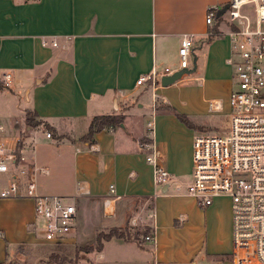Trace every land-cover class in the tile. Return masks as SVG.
I'll use <instances>...</instances> for the list:
<instances>
[{
  "label": "crops",
  "instance_id": "obj_1",
  "mask_svg": "<svg viewBox=\"0 0 264 264\" xmlns=\"http://www.w3.org/2000/svg\"><path fill=\"white\" fill-rule=\"evenodd\" d=\"M229 1L0 0V73L12 74L10 87H0V123L8 121L1 139L11 146L20 136L16 117L29 134L32 128L25 126V112H34L51 133L34 144L25 141L26 134L22 136L26 164L47 171L36 172L37 190L75 201L76 220L70 236L51 244L64 246L67 260L71 248L66 245L82 242L95 218L101 230L127 226L135 231L137 225L155 233L154 244L142 236L140 242L112 237L98 251L72 250L73 260L78 259L70 264H198L196 256L203 249L220 256L221 264H226L227 257L233 264L231 207L223 210L216 198L212 205L198 209L191 196L169 191L170 184L174 189L178 183L173 177L189 173L182 171L184 162L191 161L192 170L193 129L166 107L206 130L197 122L203 112L194 104L188 108L155 104L149 82L136 83L152 70L161 74L165 67L174 66L181 35L193 33L194 71L200 76L196 78H202V85L196 83V87L214 92L202 99L215 105L214 111L209 106L206 111H221L232 90V67L226 62L231 44L227 29L216 19L206 24L205 17L208 8H220ZM184 82L182 76L166 88L158 87L155 95ZM148 94L160 161L171 174L154 199V221L148 218V196L154 190L151 167L139 147L151 118L145 110ZM104 114L123 115L122 126L98 131L92 143L81 140L91 118ZM59 135L69 139L59 140ZM39 145L47 150L41 151ZM5 185L0 182V190ZM110 185L121 197L105 206L104 200L112 196ZM78 186L84 193L74 197ZM175 196L190 201L198 213L184 228L174 224L170 213ZM131 219L137 224L132 226ZM33 220L32 198H0V264L8 258L9 245L16 248L35 242L36 232L28 229Z\"/></svg>",
  "mask_w": 264,
  "mask_h": 264
},
{
  "label": "built area",
  "instance_id": "obj_2",
  "mask_svg": "<svg viewBox=\"0 0 264 264\" xmlns=\"http://www.w3.org/2000/svg\"><path fill=\"white\" fill-rule=\"evenodd\" d=\"M228 3L225 12L230 19L227 35L231 53L226 62L232 67L235 84L228 98L232 111L231 125L226 134L200 132L194 136L191 180L186 185V194L201 207L212 205L220 196L228 198L232 212V263L264 264V113L260 112L264 108V0H230ZM217 9H207L206 24L213 23ZM194 41L193 33H183L179 42L178 66L173 69L165 67L161 74L152 70L137 79L138 85L149 82L154 103L161 76L191 67ZM52 45L56 46L57 42L52 41ZM196 81L202 85V78H196ZM11 82L10 72L0 73V87L8 88ZM214 107L210 102V111H214ZM4 131L0 123V173H9L7 187L0 190V198H32L35 221L29 224L28 229L49 243L65 241L75 224V204L67 203L66 197L60 195L38 192L36 172L47 171L26 164L19 148L20 137L10 146L1 139ZM46 136L51 137L49 131ZM144 137L147 141L139 142V147L151 167L154 190L148 196L151 203L148 218L154 221V199L160 188L168 183L171 174L160 161L153 115L147 121ZM173 187L177 191L181 189L179 183H174ZM109 191L112 196L104 200L105 206L121 197L112 185ZM82 193L84 190L78 186L74 197H80ZM184 219L180 214L178 220ZM36 220H41V223L36 224ZM131 224L134 226L137 221L131 219ZM143 240L154 244V230H149Z\"/></svg>",
  "mask_w": 264,
  "mask_h": 264
},
{
  "label": "rangeland",
  "instance_id": "obj_3",
  "mask_svg": "<svg viewBox=\"0 0 264 264\" xmlns=\"http://www.w3.org/2000/svg\"><path fill=\"white\" fill-rule=\"evenodd\" d=\"M221 6H223V5H221ZM215 19L217 20L220 27H222L224 30L225 29H227V31L229 30L230 19H229L227 12H224L223 15L220 16L219 19L218 18H215ZM178 60H179V58L174 62V66L170 65L168 67L171 69L176 68L178 65ZM190 63H191L190 68H192L193 67L192 56H190ZM196 77H200L199 73L197 71H193L190 74L183 75V78L185 81L184 83H182V84L176 83L172 87H169L168 89H166L164 91L158 90L156 92V96H155V104L167 103V104H170L171 106H174V107H175V105H177V106L179 105L180 107H184V108L185 107L188 108L191 104H194L195 106H198L201 109V112H203V115L200 118V122L197 121L198 123H200L202 126L205 127L206 130L203 132H210V133H214V134H226V133H228V131L230 129V125H231L232 111H231V107H230L229 103L227 104V102H228L227 99L223 103V108L221 111H217V112L206 111L205 108L208 107L209 105H207L206 101H204L202 99L204 97L206 98V97L212 95L214 92L213 91H207L206 89L203 90V89L196 87V83H197ZM159 87L160 88H166V87H162V86H159ZM232 88H235L234 80L232 83ZM162 97H164V101H162ZM147 101H148V103L145 105V110L147 113L146 115H149L151 117L152 112H153V104L151 103V97L149 94L147 97ZM195 101H197L198 104H196ZM155 107H157V106H155ZM260 112L264 113V108L260 109ZM26 117H29V119L31 120V123L35 124V125H33L32 127L28 126V125H26V120L24 121L26 127L32 128L31 131L29 132V134H27V132H25L26 131L25 127L22 126L23 124L21 125V123H22L21 118L16 117V120L20 123V126H18L16 124L17 128H19V130H20V132H19V135H20L19 136L20 137L19 148L20 149H22V146H23L22 136L24 134H26L25 135V141L27 143L34 144L37 140L40 141L42 139H45L46 132L50 131L46 124H43L40 122V120L33 118L32 113L29 112L28 110H26V112H25V118ZM7 122L8 121L6 119H5V121H1V123L3 124L5 129L8 127ZM200 132L201 131L193 130L192 138H194V136ZM186 134L189 135L190 133H186ZM39 149L41 151L47 150V148L43 147L42 145H39ZM181 168H182L183 172H189V173L177 175L176 178L173 177L171 179V180H175L176 182L180 183L183 187V189L181 191H177V190H174L170 184L169 191L175 195H178L180 193H186V191H187L186 185L191 180V173H190L191 161L190 162H184L182 164ZM8 178H9L8 172L7 173H0V182L3 185L6 184L5 188L7 187ZM218 199L220 200L219 206H221V208L223 210L224 209H230L231 205H229L226 197L220 196V197H218ZM65 201L67 203H73V204L75 203L74 199L68 198V197H66ZM197 208L203 209L205 207L197 206ZM95 213L97 215L96 210H95ZM170 213H171V215H173V217H175L174 224L179 225V227H181V228H184L187 225H190V223H193V218L198 217L197 210L191 205V202L186 200V199L179 198L178 196H175L170 201ZM180 214H185L187 216V218L184 219L183 221H179L178 218H179ZM33 221H35V214H34V220ZM97 221L95 218L93 221L90 222L88 228L86 229V231L84 233L85 237H84L82 242L77 241V243H75V244L66 245V246L71 248V251H69L70 252L69 253L70 258L65 260L63 264H70V262L74 261L73 258L71 257V256H73L72 250L80 249V248L87 247V246H94L96 243V236L99 234V232H108L110 229H112V228H110V229L101 230L102 228L100 226H96ZM40 223H41V220H36V224L39 225ZM134 227H136V229L140 230L141 232L143 231V229L141 227H137V225ZM129 230L132 231L131 229H129ZM19 246H21V248H19V249H23L21 251H23L22 253H24V254H21L19 252V249H18ZM52 250H54V246L51 243L44 241L39 235H35V242L32 244L20 243L16 246V248L15 247L13 248L11 245H9V247L7 248L8 258H6L4 263H7L12 259H16L17 260L16 264H50L47 261V256L49 255V253ZM196 257H197L196 259L198 260V264H221L220 263V258H221L220 256L218 257V256H214V255L213 256L208 255L204 249L200 253H198ZM222 257L226 258L227 256H222ZM226 260L227 261H225V263L230 264V262H229L230 257H227Z\"/></svg>",
  "mask_w": 264,
  "mask_h": 264
},
{
  "label": "trees",
  "instance_id": "obj_4",
  "mask_svg": "<svg viewBox=\"0 0 264 264\" xmlns=\"http://www.w3.org/2000/svg\"><path fill=\"white\" fill-rule=\"evenodd\" d=\"M219 18L220 17H218V19ZM166 108L172 111L177 117V119L181 123H183L186 127L196 130V131H201V132L205 131L202 127L197 126L192 121H190L189 118L185 114L178 113L170 107H166ZM28 111L31 112L30 110ZM31 113H32L33 118H35L36 114L34 112H31ZM123 119L124 117L121 114H104V115L93 116L90 120L88 130L81 137V140L87 141L88 143H92L95 133L103 129L122 126ZM25 120H26V125L31 126V127L35 125L31 123V120L29 119V117H26ZM57 139L63 140V139H69V138L64 135H59L57 136ZM141 141H147V138L143 136ZM129 229L130 228L126 226L125 228H112L108 232H99V234L96 236V243L94 246H87V247L80 248L78 250H75V253H78L79 251H82V252H88L92 250L98 251L101 249L103 242L112 237L123 238L126 240L131 239V240L139 241L140 236H142L143 238V236L148 232V230H143L142 232L135 230L132 232ZM19 248H21V246H19L18 249ZM21 250L23 249H19V252L21 254H24L22 253L23 251ZM67 255H68V250L65 247H62L60 245H54V250H52L47 256V261L48 263H53V264H63ZM75 259H78V256H75ZM16 262L17 260H10L9 262L3 263V264H16Z\"/></svg>",
  "mask_w": 264,
  "mask_h": 264
},
{
  "label": "water",
  "instance_id": "obj_5",
  "mask_svg": "<svg viewBox=\"0 0 264 264\" xmlns=\"http://www.w3.org/2000/svg\"><path fill=\"white\" fill-rule=\"evenodd\" d=\"M228 6H229V3L227 2V3L223 4V6L218 8L216 11V18L222 16V14L226 11ZM195 68H196V64H195V60H194L193 61V67L190 69L185 68V69H181V70H176L172 74L161 76L160 86L166 87L168 85L173 84L174 82L179 80L183 75L192 73L195 70Z\"/></svg>",
  "mask_w": 264,
  "mask_h": 264
}]
</instances>
